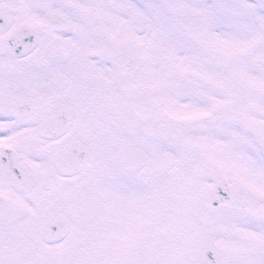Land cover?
<instances>
[{"label":"snow or ice","instance_id":"snow-or-ice-1","mask_svg":"<svg viewBox=\"0 0 264 264\" xmlns=\"http://www.w3.org/2000/svg\"><path fill=\"white\" fill-rule=\"evenodd\" d=\"M0 264H264V0H0Z\"/></svg>","mask_w":264,"mask_h":264}]
</instances>
